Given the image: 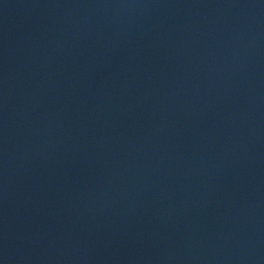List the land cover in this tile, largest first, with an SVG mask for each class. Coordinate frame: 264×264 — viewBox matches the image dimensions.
<instances>
[{
	"label": "water",
	"instance_id": "water-1",
	"mask_svg": "<svg viewBox=\"0 0 264 264\" xmlns=\"http://www.w3.org/2000/svg\"><path fill=\"white\" fill-rule=\"evenodd\" d=\"M0 264H264V0H0Z\"/></svg>",
	"mask_w": 264,
	"mask_h": 264
}]
</instances>
